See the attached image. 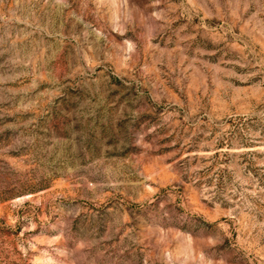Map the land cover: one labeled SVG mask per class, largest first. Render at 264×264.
I'll list each match as a JSON object with an SVG mask.
<instances>
[{"label":"rangeland","instance_id":"rangeland-1","mask_svg":"<svg viewBox=\"0 0 264 264\" xmlns=\"http://www.w3.org/2000/svg\"><path fill=\"white\" fill-rule=\"evenodd\" d=\"M0 264H264V0H0Z\"/></svg>","mask_w":264,"mask_h":264}]
</instances>
